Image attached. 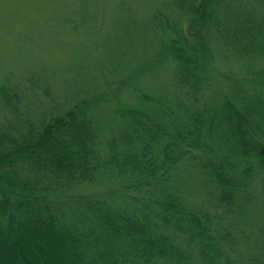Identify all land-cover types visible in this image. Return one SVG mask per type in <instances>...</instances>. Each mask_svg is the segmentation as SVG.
<instances>
[{"label":"trees","instance_id":"obj_1","mask_svg":"<svg viewBox=\"0 0 264 264\" xmlns=\"http://www.w3.org/2000/svg\"><path fill=\"white\" fill-rule=\"evenodd\" d=\"M162 1L136 71L173 67L172 105L101 91L36 118L0 83V264H264V0Z\"/></svg>","mask_w":264,"mask_h":264},{"label":"rangeland","instance_id":"obj_2","mask_svg":"<svg viewBox=\"0 0 264 264\" xmlns=\"http://www.w3.org/2000/svg\"><path fill=\"white\" fill-rule=\"evenodd\" d=\"M162 2L0 0V83L7 80L16 85L21 112L36 118L101 91L110 99L106 107L113 109L129 106L155 111L159 106L155 99L172 105L173 67L163 64L136 71L159 48L160 39L150 21L163 8ZM243 64L217 55L215 74L244 71ZM214 85L224 86V82L216 77ZM144 94L152 99H144ZM7 116L0 109V122ZM96 122L105 137L122 121L106 109L96 115ZM116 184H84L79 190Z\"/></svg>","mask_w":264,"mask_h":264},{"label":"water","instance_id":"obj_3","mask_svg":"<svg viewBox=\"0 0 264 264\" xmlns=\"http://www.w3.org/2000/svg\"><path fill=\"white\" fill-rule=\"evenodd\" d=\"M262 149L264 150V147H262Z\"/></svg>","mask_w":264,"mask_h":264}]
</instances>
